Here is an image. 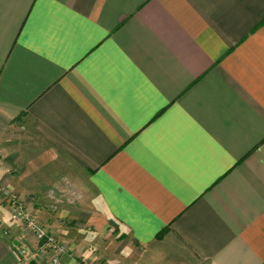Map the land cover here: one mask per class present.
Segmentation results:
<instances>
[{
	"label": "crops",
	"instance_id": "0c3cea01",
	"mask_svg": "<svg viewBox=\"0 0 264 264\" xmlns=\"http://www.w3.org/2000/svg\"><path fill=\"white\" fill-rule=\"evenodd\" d=\"M0 109V186L71 255L264 264V0H0Z\"/></svg>",
	"mask_w": 264,
	"mask_h": 264
},
{
	"label": "clouds",
	"instance_id": "9594fccd",
	"mask_svg": "<svg viewBox=\"0 0 264 264\" xmlns=\"http://www.w3.org/2000/svg\"><path fill=\"white\" fill-rule=\"evenodd\" d=\"M0 114L4 115L8 119H12L13 116L10 112H7L3 109H0ZM54 151V150H50ZM52 159H56L55 156ZM12 171L10 166H0V180H3L5 176L9 175ZM63 181L68 182L66 177H63ZM72 187H76V185H72ZM69 194L74 198V200H80L83 198L82 193L77 194L76 192H71V190H66ZM93 205L96 207L97 211L100 212L103 216H105L108 220H115V217L112 215L111 210L107 208L106 202L104 201L103 197H97L93 200ZM30 215V214H29ZM60 219H63L66 216V212H60L59 214ZM25 218H28L25 216ZM120 234L127 235L130 232V229L127 225L119 223ZM0 224L6 225L9 228L16 227L20 224V220L17 214H14L12 211L8 210L7 208L0 206ZM30 227L36 228L35 223H31ZM79 235L83 236L85 239L83 240L82 244L86 245L87 248L82 250L81 259L85 262V264H97V261L100 259L96 255L99 251L98 247L94 243L101 237V233L98 231H91L87 228H79L78 230ZM69 233L67 231L63 232V235L67 236ZM22 255L24 256V261L27 264H30L31 259H36L37 257L32 253L31 249L25 246L23 249L20 250ZM135 249L131 243L125 245L122 250L120 251L119 257H123L124 259H129L134 255ZM13 255H16L15 253ZM17 261L20 260V256L16 255ZM53 264H56L55 260ZM109 264H122V261L119 258L109 260Z\"/></svg>",
	"mask_w": 264,
	"mask_h": 264
},
{
	"label": "built area",
	"instance_id": "2783aa9c",
	"mask_svg": "<svg viewBox=\"0 0 264 264\" xmlns=\"http://www.w3.org/2000/svg\"><path fill=\"white\" fill-rule=\"evenodd\" d=\"M0 197L5 199L10 210L14 214L18 215L19 220L25 224L26 228L34 234L38 241L37 248L35 250H31L37 258L31 259L30 262L44 259L47 260L49 264H53L54 260L56 264H85L82 259L71 255L67 246L63 242L57 239L54 235L49 234L38 219L30 217L26 214L24 208L17 201L15 193H13L11 189L0 186ZM25 216L28 218H25ZM31 223H35L36 228L30 227ZM25 246L26 245L21 246L20 250ZM20 255L24 259L21 251ZM89 264H91V262H89Z\"/></svg>",
	"mask_w": 264,
	"mask_h": 264
},
{
	"label": "rangeland",
	"instance_id": "374dc122",
	"mask_svg": "<svg viewBox=\"0 0 264 264\" xmlns=\"http://www.w3.org/2000/svg\"><path fill=\"white\" fill-rule=\"evenodd\" d=\"M2 187V186H1ZM3 187H7L6 185H4ZM8 188L9 189H11V191L14 193V190L10 187V186H8ZM21 248V247H20ZM171 253V252H170ZM165 261V260H164Z\"/></svg>",
	"mask_w": 264,
	"mask_h": 264
}]
</instances>
